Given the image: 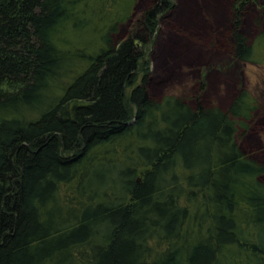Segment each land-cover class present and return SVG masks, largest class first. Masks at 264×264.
Returning a JSON list of instances; mask_svg holds the SVG:
<instances>
[{"label":"trees","instance_id":"16d2710c","mask_svg":"<svg viewBox=\"0 0 264 264\" xmlns=\"http://www.w3.org/2000/svg\"><path fill=\"white\" fill-rule=\"evenodd\" d=\"M254 1L230 2L231 53L264 64ZM176 3L0 0V264H264V161L237 138L258 99L151 92Z\"/></svg>","mask_w":264,"mask_h":264},{"label":"rangeland","instance_id":"374dc122","mask_svg":"<svg viewBox=\"0 0 264 264\" xmlns=\"http://www.w3.org/2000/svg\"><path fill=\"white\" fill-rule=\"evenodd\" d=\"M149 1L137 0L135 11L139 12ZM192 1L176 0V7L160 20L153 44L151 92L154 96L177 93L192 102L200 100L226 108L238 89L247 88L258 99L259 109L247 121V129L244 125L239 127L237 138L243 150L264 161V64L233 58L229 30L231 0ZM209 5H214L220 14L215 16ZM187 13L193 16L189 18ZM126 24L119 26L121 34L126 32ZM263 27L264 0H256L248 7L244 30L254 37ZM179 39L192 42L199 53L206 54L205 58L199 57L197 48L191 57L183 56L184 44Z\"/></svg>","mask_w":264,"mask_h":264}]
</instances>
